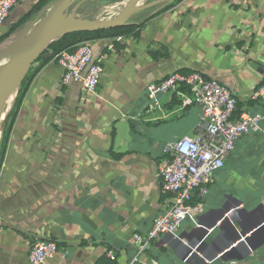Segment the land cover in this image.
I'll use <instances>...</instances> for the list:
<instances>
[{
  "label": "crops",
  "instance_id": "obj_1",
  "mask_svg": "<svg viewBox=\"0 0 264 264\" xmlns=\"http://www.w3.org/2000/svg\"><path fill=\"white\" fill-rule=\"evenodd\" d=\"M36 1L20 0L0 34ZM161 7L130 21L149 18L137 36L91 41L102 64L95 93L62 85L55 57L30 80L0 166V264H30L36 238L58 246L44 264H96L108 249L114 264L149 257L160 264H264V118L236 140L206 192L193 199L201 210L135 260L133 234L147 232L172 202L157 175L164 144L190 134L199 111H179L175 93L148 99L146 84L172 71H200L230 88L237 112L264 111L251 100L264 80V0H180L157 13Z\"/></svg>",
  "mask_w": 264,
  "mask_h": 264
},
{
  "label": "built area",
  "instance_id": "obj_2",
  "mask_svg": "<svg viewBox=\"0 0 264 264\" xmlns=\"http://www.w3.org/2000/svg\"><path fill=\"white\" fill-rule=\"evenodd\" d=\"M19 1L0 0V33ZM54 59L62 69V85L74 83L85 93L97 91L102 64L93 51L91 41H82L73 51H63ZM145 90L150 100L158 94L175 93L179 111L190 105H197L199 111L190 134L164 144V159L157 175L162 194H172V202L163 214L153 218L147 232L133 234L131 242L138 255L135 260L149 251L153 240L163 234L174 236L183 219L201 210V203H193V199L206 192L214 172L223 167L236 140L255 131L264 118V111L250 113L241 110L235 114L237 99L230 88L200 71L169 72L160 79L148 82ZM251 100L264 104V80L253 89ZM57 248L52 239L36 238L28 249V262L44 264L54 256ZM107 255L115 257L111 249L107 250ZM143 264L160 263L156 258L149 257Z\"/></svg>",
  "mask_w": 264,
  "mask_h": 264
},
{
  "label": "water",
  "instance_id": "obj_3",
  "mask_svg": "<svg viewBox=\"0 0 264 264\" xmlns=\"http://www.w3.org/2000/svg\"><path fill=\"white\" fill-rule=\"evenodd\" d=\"M74 0H53L46 4L37 15L28 21L6 45L0 46V119L8 97L20 86L30 65L48 45L76 31H96L121 26L136 12L158 4L175 0H152L138 5L141 0H130L116 17L106 21H93L84 15L69 14Z\"/></svg>",
  "mask_w": 264,
  "mask_h": 264
},
{
  "label": "trees",
  "instance_id": "obj_4",
  "mask_svg": "<svg viewBox=\"0 0 264 264\" xmlns=\"http://www.w3.org/2000/svg\"><path fill=\"white\" fill-rule=\"evenodd\" d=\"M53 0H37L31 9L24 14L17 22L11 25L9 30L4 33L0 34V44H2L8 37L16 33L20 28H22L28 21H30L33 17L37 15V13L49 2ZM180 0H175L173 2L165 4L163 7H161L157 13H160L162 11L167 10L170 8L172 5L175 3L179 2ZM149 18L144 19L142 22H139L137 24L135 23H126L121 26H116L113 28H108V29H99L96 31H76V32H71L63 37L51 42L48 47L44 50V52L39 55L35 61H39L38 64L34 67L31 68L28 73L25 75L23 78L16 97L14 99L13 105L9 112L7 113L3 126L1 128V133H0V166L2 163V160L4 158V154L6 151L7 147V142L9 138V134L12 128V125L14 123V120L16 118L18 109L20 108L22 99L24 97L25 91L28 87V84L30 83V80L33 78L35 73L49 60L54 58L56 55L63 51H68L71 52L75 49L76 45L82 41H92L95 39H100V38H116L118 36H137L139 33V28L140 26ZM44 57V55H46ZM181 72V71H180ZM238 113L237 109L235 114ZM115 263V257L110 258L108 257L107 253L104 254L101 258L98 259L96 264H114Z\"/></svg>",
  "mask_w": 264,
  "mask_h": 264
},
{
  "label": "rangeland",
  "instance_id": "obj_5",
  "mask_svg": "<svg viewBox=\"0 0 264 264\" xmlns=\"http://www.w3.org/2000/svg\"><path fill=\"white\" fill-rule=\"evenodd\" d=\"M129 1L130 0H74L68 9V13L76 14L79 16L84 15L87 19L93 21H106L119 15L122 10L128 5ZM150 1L152 0H141L138 5H143ZM160 5L163 4L161 3L134 13L129 17L128 22L142 19L146 14L150 13V11L156 9ZM22 28H20V30Z\"/></svg>",
  "mask_w": 264,
  "mask_h": 264
}]
</instances>
